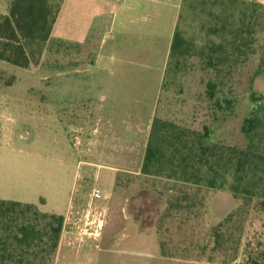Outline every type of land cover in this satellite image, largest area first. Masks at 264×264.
I'll list each match as a JSON object with an SVG mask.
<instances>
[{
  "label": "rangeland",
  "instance_id": "374dc122",
  "mask_svg": "<svg viewBox=\"0 0 264 264\" xmlns=\"http://www.w3.org/2000/svg\"><path fill=\"white\" fill-rule=\"evenodd\" d=\"M254 5L264 8V0H182L181 7L173 10L172 39L163 41L162 69L158 65L155 76L145 75L141 84L148 83L146 87L119 89L125 101L119 105L101 102L102 96L115 90L103 86L117 75L118 55L110 59L105 52L108 66L100 70L94 64L97 41L76 48L49 40L37 67L6 74L0 67V86L15 85L13 94L38 97L20 105L18 142L23 151L11 153L7 164L10 178L20 180L12 189L15 197L24 200L20 203L64 218L50 264L137 263L129 262L130 255L128 260L119 256L123 228L132 223L133 211H126V201L142 191L170 201L189 189L142 173L156 119L200 134L207 127L213 143L245 145L241 126L255 108L252 94H264L260 73L264 17L255 28L254 44L238 48L234 43L239 21L247 25ZM246 31L243 26L239 38L249 42ZM176 34L182 43L171 56ZM210 58L217 68L208 66ZM121 65L120 75L127 84L136 75L128 64ZM210 83L217 87L213 97ZM85 98L93 103L80 102ZM194 190L190 187L189 193ZM97 191L99 199L94 197ZM200 199L198 195L192 209L163 214L156 252L167 263L245 264L247 252L264 247V210L257 202L246 208L226 190L205 193L203 204ZM236 208L245 211H237L229 226L224 224L221 245L214 247L212 230ZM41 257L42 253L33 256L37 262Z\"/></svg>",
  "mask_w": 264,
  "mask_h": 264
},
{
  "label": "trees",
  "instance_id": "16d2710c",
  "mask_svg": "<svg viewBox=\"0 0 264 264\" xmlns=\"http://www.w3.org/2000/svg\"><path fill=\"white\" fill-rule=\"evenodd\" d=\"M3 1L7 11L0 13V61L20 69L37 67L65 0ZM263 17L264 8L254 5L247 25L239 21L234 43L238 48L254 44L255 28L260 26ZM243 26L247 28L250 44L239 38L244 34L241 33ZM181 43L176 34L171 56ZM208 66L218 67L211 58ZM260 73L264 75V58ZM208 88L213 97L216 84L210 83ZM251 102L255 108L242 122L241 133L246 141L242 147L213 143L207 127L200 134L172 122L154 121L142 173L189 188L173 196L169 209H192L198 195L203 204L205 193L226 190L234 200L243 202L244 207L257 202L264 210V94L253 93ZM190 187L196 188V194L189 193ZM233 211L223 224L212 230L214 247L221 245L224 224L229 226L237 211L245 210L236 208ZM63 221L62 216L41 213L33 205L0 200V264H50L59 244ZM260 247L247 252L245 264H264V247L262 244ZM40 251L43 257L37 262L33 256L40 255Z\"/></svg>",
  "mask_w": 264,
  "mask_h": 264
},
{
  "label": "crops",
  "instance_id": "0c3cea01",
  "mask_svg": "<svg viewBox=\"0 0 264 264\" xmlns=\"http://www.w3.org/2000/svg\"><path fill=\"white\" fill-rule=\"evenodd\" d=\"M181 3L182 0H65L50 41L66 42L76 48L87 45L90 41H97L94 64L100 70L107 69V58L118 55L115 65L117 75L112 76L114 81L102 85L115 90L102 96L101 102L123 104V93L119 89L146 87L148 83L141 84L146 81L145 75L152 73L155 76L158 65L162 69L165 56L163 41L172 39L173 10L180 8ZM6 9L7 5L0 0V13H6ZM105 52L109 55L107 58ZM137 55L139 56L135 57ZM121 64H128L130 72L136 75L127 84L120 75L123 70ZM0 67L8 73L21 70L1 61ZM15 87L0 86V200L20 202L24 200L15 197L12 191L13 183H19L20 180L10 178V165L7 163L11 153L23 151L18 142L21 138L18 128L23 116V107L20 105L36 101L38 97L13 94ZM79 100L82 103H93L92 99ZM112 110L114 115V107ZM116 110L118 117V107ZM14 141L17 143L13 144ZM139 259L135 261L136 264H170L166 258L158 256L149 262Z\"/></svg>",
  "mask_w": 264,
  "mask_h": 264
},
{
  "label": "flooded vegetation",
  "instance_id": "af4514ba",
  "mask_svg": "<svg viewBox=\"0 0 264 264\" xmlns=\"http://www.w3.org/2000/svg\"><path fill=\"white\" fill-rule=\"evenodd\" d=\"M142 192L139 193V197L133 196L126 201V211H133L132 216L130 215L132 223L131 226L123 228L126 234L123 235V239L121 238L122 251H120L119 256L127 259L130 255L133 258H129V262H135L140 257L142 261H146L150 257L155 258L156 255L165 258L162 253L156 252V247L160 243L157 241L156 235L159 234L158 225L163 214L173 211L169 209L170 201L151 191ZM146 193L148 194L145 195ZM157 204H164V206L160 209ZM154 218H156L155 221Z\"/></svg>",
  "mask_w": 264,
  "mask_h": 264
},
{
  "label": "built area",
  "instance_id": "2783aa9c",
  "mask_svg": "<svg viewBox=\"0 0 264 264\" xmlns=\"http://www.w3.org/2000/svg\"><path fill=\"white\" fill-rule=\"evenodd\" d=\"M94 197L97 198V199L101 198V195H100L99 191L94 193Z\"/></svg>",
  "mask_w": 264,
  "mask_h": 264
}]
</instances>
